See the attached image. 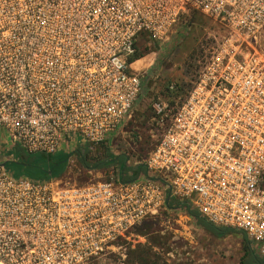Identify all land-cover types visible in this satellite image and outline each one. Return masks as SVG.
I'll list each match as a JSON object with an SVG mask.
<instances>
[{"label": "built area", "instance_id": "built-area-1", "mask_svg": "<svg viewBox=\"0 0 264 264\" xmlns=\"http://www.w3.org/2000/svg\"><path fill=\"white\" fill-rule=\"evenodd\" d=\"M263 30L264 0H0V130L27 155L90 154L123 132L143 90L140 38L192 32L198 64L179 102L174 83L152 102L135 179L76 184L0 165V264H90L170 200L264 258Z\"/></svg>", "mask_w": 264, "mask_h": 264}, {"label": "rangeland", "instance_id": "rangeland-1", "mask_svg": "<svg viewBox=\"0 0 264 264\" xmlns=\"http://www.w3.org/2000/svg\"><path fill=\"white\" fill-rule=\"evenodd\" d=\"M206 25L201 22L194 33L201 36ZM259 44L264 51V30ZM138 45L140 59L133 68L144 76L141 96L123 132L112 141L111 136L108 143L90 153V157L96 160L104 158L106 154L123 155L127 158V165L131 166L146 157L154 144L149 136L152 102L157 99L166 100V87L171 83L181 88L177 92L179 102L183 91L190 88L194 79L198 64L191 56V59L189 56L186 58L196 45L192 32L185 33L182 37L180 34L171 35L162 44L143 37L139 39ZM138 137L139 141L136 140ZM9 139L6 133H0V164L4 163L14 177L42 179L44 176L40 170L23 165L28 157L24 156L16 144L11 145ZM3 156L6 160L2 163ZM28 156L29 161H32L39 154ZM49 157L52 164L59 162L48 176L53 180L76 184L105 181L114 176L117 170L116 165H111L89 174L80 165L78 151L70 152L69 148L61 149ZM43 159H47L46 156ZM140 226L128 239L119 243L120 248L113 254L96 259L90 264H240L243 256L240 234L217 238L196 226L188 216L175 212H163L142 222Z\"/></svg>", "mask_w": 264, "mask_h": 264}, {"label": "trees", "instance_id": "trees-1", "mask_svg": "<svg viewBox=\"0 0 264 264\" xmlns=\"http://www.w3.org/2000/svg\"><path fill=\"white\" fill-rule=\"evenodd\" d=\"M138 59H140V56H138L137 54L135 60ZM78 153H79L80 165L86 171L98 170L111 165H116V168L119 171V178L123 182L131 181L135 179L140 173L145 172V169L141 164H139L140 167L136 169H134V166H128L127 158L123 155L112 156L110 154H106L104 158L96 160L93 157H90V154L87 151L85 153L78 151ZM23 154L25 157H28V159L26 158L25 161L23 162L24 163L23 165L40 170L42 172V175L44 176L42 179L48 178V172L51 171L53 167H56L59 164V162L52 164L50 158L43 159L44 157L41 155L35 157L34 160L29 161V156L24 152ZM184 207L185 205L180 204L175 200H170L167 204V209L171 211L176 209H183ZM184 209L187 215L193 220L196 226L206 230L207 232L211 233L213 236L217 238H223L229 234H240L243 240V256L240 259V264H264V258L258 256L255 253L252 247V243L247 239V237L243 233L233 229L214 226L206 222L204 219H202L196 213V211L191 210L188 207H185ZM140 225H138L135 229H138Z\"/></svg>", "mask_w": 264, "mask_h": 264}, {"label": "crops", "instance_id": "crops-1", "mask_svg": "<svg viewBox=\"0 0 264 264\" xmlns=\"http://www.w3.org/2000/svg\"><path fill=\"white\" fill-rule=\"evenodd\" d=\"M0 133H5L4 131H2V130H0ZM8 135V134H7ZM9 137V136H8ZM10 138V137H9ZM9 143L12 145V143H11V140L9 139ZM6 160V158H4V156L2 157V160H1V162L3 163L4 161ZM0 165H2V164H0Z\"/></svg>", "mask_w": 264, "mask_h": 264}, {"label": "water", "instance_id": "water-1", "mask_svg": "<svg viewBox=\"0 0 264 264\" xmlns=\"http://www.w3.org/2000/svg\"><path fill=\"white\" fill-rule=\"evenodd\" d=\"M5 164L3 163L1 166H4ZM140 167V165L134 166V169ZM48 175H51V171L48 172Z\"/></svg>", "mask_w": 264, "mask_h": 264}]
</instances>
